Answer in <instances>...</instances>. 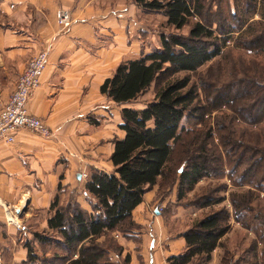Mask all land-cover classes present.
<instances>
[{"label":"trees","instance_id":"obj_1","mask_svg":"<svg viewBox=\"0 0 264 264\" xmlns=\"http://www.w3.org/2000/svg\"><path fill=\"white\" fill-rule=\"evenodd\" d=\"M133 4L145 14L161 15L166 27L175 31L188 28V35L160 34L158 49L121 62L104 80L100 94L118 106L133 102L153 83L158 82L160 87L155 99L143 108H121L122 123L118 128L124 136L113 140L112 172L87 169L83 191L89 211L76 202V190L69 192L59 183L48 211V231L34 232L32 239L24 242L25 264H113L110 254L119 256L123 250L115 239L128 237L127 233L135 227L132 214L143 203L145 195L154 187L169 189L177 184L176 202L180 203L198 182L216 178L212 164L219 166L218 173L226 177L233 188H246L245 194L231 197V212L223 209L193 222L180 235L185 241L183 251L169 257L167 263H208L233 220L246 236H252L242 248L240 259L244 264H264V209L261 207L264 206V147L257 145V140L264 139L261 134L264 131V79L259 78L264 66L252 61L253 70H247L252 72V77L213 86L205 79L200 80L196 88L191 85L189 74L221 56L229 35L221 39L219 32V36H215L211 28L214 23L205 25L199 19L204 9L200 0H133ZM235 14L229 11L230 17ZM259 22L264 23V14ZM258 25L245 50L260 56L264 55V41L259 40L264 38V24ZM230 29L224 27L219 31ZM248 86L256 91L245 89ZM199 87L209 90L204 104L198 101L201 100ZM213 112H216L214 118L219 114L230 123L233 131H236L235 126L237 132L255 134L256 144L244 143L243 134L240 140L234 141L230 132V138L225 136L223 140L220 133L227 129L213 120L215 131L209 122ZM202 125L204 131H199ZM200 132L211 145L216 142L214 163L211 159L214 154H210L207 145L191 151L200 141ZM233 142L236 149L231 146ZM63 195L68 196L65 204ZM218 203L219 199L206 196L186 208L193 206L202 210ZM48 234L58 237L55 239ZM34 242L45 257L34 253ZM56 247L64 254L46 255L49 248Z\"/></svg>","mask_w":264,"mask_h":264},{"label":"crops","instance_id":"obj_2","mask_svg":"<svg viewBox=\"0 0 264 264\" xmlns=\"http://www.w3.org/2000/svg\"><path fill=\"white\" fill-rule=\"evenodd\" d=\"M60 9L71 14L66 31L57 25ZM133 13L138 15L139 9L126 0H0V110L29 59L46 49L47 64L27 110L52 132L43 138L19 130L14 143L0 142V264H25L24 242L34 232L48 231V211L59 183L69 192L76 190V202L89 211L80 171L93 167L112 172L113 140L124 133L118 128L120 111H108L109 104H116L99 89L121 62L151 52L142 43L134 51ZM23 204L15 225L7 223L5 208L20 209ZM182 233H162L161 246L148 231L146 247L139 254L129 252L126 264H168L167 259L185 247ZM250 238L230 220L229 232L206 264H224L232 256L235 260L232 251H239ZM33 245L39 254L38 244ZM110 257L113 264H124L122 254Z\"/></svg>","mask_w":264,"mask_h":264},{"label":"rangeland","instance_id":"obj_3","mask_svg":"<svg viewBox=\"0 0 264 264\" xmlns=\"http://www.w3.org/2000/svg\"><path fill=\"white\" fill-rule=\"evenodd\" d=\"M200 1L203 4L204 9L202 12V18L199 19H202L201 21L205 25L210 26L212 23H214L211 28L215 31V36H219L218 33L221 32V39L227 37L228 35L230 39L225 46L226 48L222 50H225V52L221 56L205 64L196 73L189 74L191 85L198 88L197 86L200 84V80L205 81V79L209 80L210 84H212L213 86L242 79L243 77L245 79H247V77H252V72L247 70H253L254 65L251 64L252 61H255L256 63L264 66V55L261 54L260 56H257V54H253L252 52L245 50V48L247 47V42L251 41L254 38L253 36L255 34L252 32H255V27H259L258 24L260 23L264 24L263 22H259L261 20L262 14H264V0ZM126 2L133 3V0H126ZM229 11H231V13H236L235 16L230 17ZM139 12L140 13L138 15L136 13H133V19L131 23V26L133 25L132 36L136 40V45L134 47L135 52L137 51V44H139L140 46L141 43L143 45V48H148V51H152L155 49V47L160 46V34L162 33H165L167 35L176 34L181 37H187L188 35V28L186 27L181 31H175L173 28L166 27L164 19L161 15L153 13L145 14L140 10ZM142 19L145 22H143ZM224 27H226V29L231 27V29L228 32L219 31L220 28ZM141 38H146L147 41H137ZM259 40L264 41V38H261ZM260 74L261 76H259V78L264 79V70H261ZM159 87L160 86L158 82L153 83L148 90H146L133 102L122 106L109 104L111 106H108V111L117 114V112H119L122 107L141 109L147 103L155 99L156 91ZM199 88L201 89V87ZM245 89H247L248 91H256L252 86H248ZM199 93L201 99L198 100L199 104H204L208 99L206 95L209 93V90L202 88L201 90H199ZM209 99L211 98L209 97ZM215 114L216 112H213L209 116L210 118H212V120H209V122H211V125H214V123H218V125L221 124L223 126L225 125L224 127L227 130H223L220 133V136L223 140L226 139L225 136H229L228 132H230L231 138H233L232 140L234 141L240 140L239 137H241V135L243 134V138H241V140L244 143L248 145L251 144V146H254V144H256V141L254 140V138H256L255 134L239 131L237 132V127L235 126L233 127L236 129V131H233L230 127V123H226L224 118H222V116H219V114H217V117L214 118L213 115ZM235 124L238 123L235 121ZM203 128L204 125H202V129H199V131L203 130ZM194 129L196 130V128ZM261 134L264 137V131ZM200 136V141L197 142V146L191 147V151L196 150V148L202 144L207 145V149H209L210 154H214L211 157L212 162L214 163V158L217 157L215 151L213 150L216 142H212V146L209 140L203 139L204 133L200 132ZM257 145L258 147H264V139H260L259 141L257 140ZM231 146L235 147V149L237 148L234 142ZM246 162L249 163L248 160H246ZM218 167L219 166L212 164V169H215L216 171V178L201 180L200 182H198L190 192L185 194L184 199L180 203L176 202L177 184L169 189H159L158 187H154L145 195L142 206L136 209L132 214L135 227L132 228L129 233H127L128 237L122 236L119 237L120 239H115L114 237L116 244L123 249L121 254L123 255L122 259L124 264H126L125 257L129 252L132 251L135 254H139L141 253L143 248L146 247V237L148 231H151L154 238L157 239V242L161 244V246H163L165 244V241L162 233H164L165 236L168 234L170 237H174L186 231L193 224V222L198 221L199 219L209 214L221 211L223 209H228L231 212V197L235 195L241 196L245 194L244 190H246V188H233L229 184L228 179L226 177L223 178L222 175L218 173ZM243 167H245V165ZM80 172L82 173V171ZM85 172L87 173V170ZM206 196H210L214 200L219 199L220 203L214 205L211 208L202 210L197 209V207L193 206L186 208L188 205L198 204L199 202H201V199ZM261 196H263V194ZM67 198L68 196H66L63 200V204H65ZM83 204L84 206H86L85 203ZM261 207L264 209V206ZM155 212H157L158 215H156ZM38 233L43 234V232ZM48 235L55 239H57L58 237L55 235ZM249 236L247 235L248 238ZM259 248H262V246H260ZM241 250L242 247L239 251H236L235 249L233 251L231 250L232 252L235 251V260H239V262L242 261L240 257L242 258L243 256ZM34 251V253L37 254L36 249ZM47 252L51 255L58 256L64 254L60 247L53 248L52 250H47ZM43 253H39L37 255H39V257H45V254ZM116 254L114 253V255ZM235 260H233V256L226 257L224 260V264H234L236 263ZM247 264L250 263L247 262Z\"/></svg>","mask_w":264,"mask_h":264},{"label":"built area","instance_id":"obj_4","mask_svg":"<svg viewBox=\"0 0 264 264\" xmlns=\"http://www.w3.org/2000/svg\"><path fill=\"white\" fill-rule=\"evenodd\" d=\"M60 31H66L72 18L68 10L60 9L56 17ZM48 52L40 50L29 59L23 71L15 81L14 88L10 92L6 103L0 110V142L12 144L15 134L19 130L32 132L40 137L48 138L52 135L51 130L45 123L28 113L27 104L30 94L39 87L42 73L46 67ZM80 178L87 180L85 172L80 173ZM19 208H5L7 223L15 225V217L19 215Z\"/></svg>","mask_w":264,"mask_h":264},{"label":"water","instance_id":"obj_5","mask_svg":"<svg viewBox=\"0 0 264 264\" xmlns=\"http://www.w3.org/2000/svg\"><path fill=\"white\" fill-rule=\"evenodd\" d=\"M78 178H79V176H78ZM24 205H25V204H23L22 207H20V209L17 210V212H21L22 209L24 208Z\"/></svg>","mask_w":264,"mask_h":264}]
</instances>
